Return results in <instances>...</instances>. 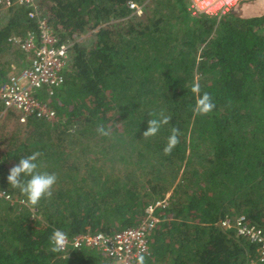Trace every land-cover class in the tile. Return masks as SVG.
Listing matches in <instances>:
<instances>
[{
    "label": "trees",
    "instance_id": "1",
    "mask_svg": "<svg viewBox=\"0 0 264 264\" xmlns=\"http://www.w3.org/2000/svg\"><path fill=\"white\" fill-rule=\"evenodd\" d=\"M130 1L147 2L39 0L60 41L73 43L66 80L40 94L56 119L23 120L0 104V189L26 200L7 176L34 151L39 171L59 180L35 207L0 197V264H106L96 248L51 251L52 231L110 234L139 224L162 199L145 264H250L258 255L256 243L220 221L244 215L264 229V10L243 14L241 1L221 17L195 16L175 0L176 15L162 7L171 0H151L142 16ZM28 30L39 33L24 6L0 21V77L27 66L30 55L10 37ZM88 30L89 48L77 41ZM193 84L212 96L211 113L193 112ZM160 112L170 123L145 138ZM172 127L179 144L166 155Z\"/></svg>",
    "mask_w": 264,
    "mask_h": 264
},
{
    "label": "built area",
    "instance_id": "2",
    "mask_svg": "<svg viewBox=\"0 0 264 264\" xmlns=\"http://www.w3.org/2000/svg\"><path fill=\"white\" fill-rule=\"evenodd\" d=\"M240 1L189 0L188 10L195 16L221 17ZM13 6L28 8L29 16L38 23L39 33L28 30L24 36L10 37L15 45L29 53L30 63L22 69L15 68L5 78L0 77V104H4V111L10 108L18 109L22 113L23 120L33 113L48 119H56V111L46 101L41 100L40 94L46 90L52 95L56 88L65 82V69L73 43L60 41L48 17L43 13L39 0H0V21L8 17L9 10ZM129 6L134 13L142 12L143 5L135 1H130ZM0 197L11 203L26 204L25 199H19L5 189H0ZM166 200L150 202L146 207L144 218L136 226H129L110 234L83 233L74 237L67 234L68 241L63 252L90 247L99 249L106 255V264H137L140 256L148 254V236L159 221L156 209L159 205H166ZM220 225L225 228L234 227L238 235L256 243L258 255L250 264H264L263 228L250 225L244 215L222 219Z\"/></svg>",
    "mask_w": 264,
    "mask_h": 264
},
{
    "label": "clouds",
    "instance_id": "3",
    "mask_svg": "<svg viewBox=\"0 0 264 264\" xmlns=\"http://www.w3.org/2000/svg\"><path fill=\"white\" fill-rule=\"evenodd\" d=\"M191 91L197 96L193 112L197 115H207L215 108V103L212 96L201 90L198 84H193ZM150 113V116L153 117ZM170 123V117L160 112L148 121V128L144 132V137H153L158 134L160 129ZM96 132L100 136H108L111 128L105 126L103 123H98ZM180 130L176 127L170 129L167 144L163 151L166 155L171 154L173 149L179 144ZM41 152L34 151L27 156H22L19 162L9 169L7 180L12 188L18 189L20 193L26 198L25 202L35 207L40 204L42 200L51 199L54 194L55 186L58 183L59 177L55 172L39 171V158ZM68 241L67 233L57 228L52 231L49 237L51 251L62 252L65 250ZM137 264H145V258L140 256Z\"/></svg>",
    "mask_w": 264,
    "mask_h": 264
},
{
    "label": "rangeland",
    "instance_id": "4",
    "mask_svg": "<svg viewBox=\"0 0 264 264\" xmlns=\"http://www.w3.org/2000/svg\"><path fill=\"white\" fill-rule=\"evenodd\" d=\"M186 1V3L188 4L189 3V0H184ZM242 1V0H241ZM243 1H246V0H243ZM250 1H253V0H247V5H248V8L246 9H242V12L243 14H250L252 12H254L255 10L257 9H263L264 10V0H257L256 2H250ZM172 5H174V8L172 5H166L164 3V5H162L163 8H167L169 11H172L174 12L176 15H178V8H180V5L177 4V2L175 0H171L170 1ZM147 4H151V0H147V2H144L143 3V6L147 5ZM141 5V4H140ZM188 8V7H187ZM149 9H153V5H151V7ZM180 13V12H179ZM134 14V13H133ZM135 14H142V16H144V11L142 9V12L141 13H136ZM182 14V13H181ZM77 41L82 45V46H86L87 48H89L90 46H92L94 43H95V39L93 37V34H92V31H87L83 34H81ZM16 69H19V67L15 64H13L12 66V70L14 71ZM170 195V192L167 194V197Z\"/></svg>",
    "mask_w": 264,
    "mask_h": 264
},
{
    "label": "crops",
    "instance_id": "5",
    "mask_svg": "<svg viewBox=\"0 0 264 264\" xmlns=\"http://www.w3.org/2000/svg\"><path fill=\"white\" fill-rule=\"evenodd\" d=\"M243 1V0H242ZM257 0H253V1H250V2H256ZM241 2V1H240ZM239 2V3H240ZM238 3V4H239ZM242 9H246V8H248V5H247V0L246 1H244L242 4H241V6H240ZM17 46V45H16ZM18 47V46H17ZM29 54V53H28ZM29 63H30V60H29V62H28V64L27 65H29ZM23 68V67H22Z\"/></svg>",
    "mask_w": 264,
    "mask_h": 264
}]
</instances>
